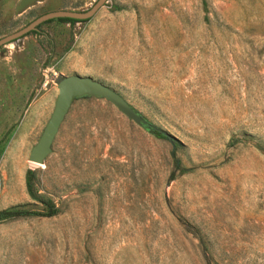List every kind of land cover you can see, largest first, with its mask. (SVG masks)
<instances>
[{"label": "rangeland", "instance_id": "rangeland-1", "mask_svg": "<svg viewBox=\"0 0 264 264\" xmlns=\"http://www.w3.org/2000/svg\"><path fill=\"white\" fill-rule=\"evenodd\" d=\"M19 2L0 39L97 0ZM71 75L151 128L78 98L35 165ZM0 264H264V0H107L1 47Z\"/></svg>", "mask_w": 264, "mask_h": 264}, {"label": "water", "instance_id": "water-1", "mask_svg": "<svg viewBox=\"0 0 264 264\" xmlns=\"http://www.w3.org/2000/svg\"><path fill=\"white\" fill-rule=\"evenodd\" d=\"M34 0H20L18 10L23 9ZM107 0H97V2L85 12L57 11L49 12L34 20L20 31L0 39V48L25 37L31 32H38L39 27L51 20L72 19L75 21H85L92 18L98 10L104 6ZM58 94L54 103V109L48 120L37 144L31 149L29 162L35 165H42L51 153L53 141L64 121L73 101L82 97L103 98L114 105L124 116L135 124L145 129L151 125L143 119L118 93L95 81L89 77L71 75L63 78L57 84Z\"/></svg>", "mask_w": 264, "mask_h": 264}, {"label": "trees", "instance_id": "trees-1", "mask_svg": "<svg viewBox=\"0 0 264 264\" xmlns=\"http://www.w3.org/2000/svg\"><path fill=\"white\" fill-rule=\"evenodd\" d=\"M59 21H62V22H67V23H73V22H76L75 20H72V19H60ZM156 132H159L158 130H155ZM160 133V132H159ZM9 213V212H8Z\"/></svg>", "mask_w": 264, "mask_h": 264}]
</instances>
